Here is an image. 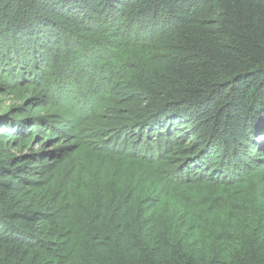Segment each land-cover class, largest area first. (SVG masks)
I'll return each instance as SVG.
<instances>
[{"label":"trees","instance_id":"trees-1","mask_svg":"<svg viewBox=\"0 0 264 264\" xmlns=\"http://www.w3.org/2000/svg\"><path fill=\"white\" fill-rule=\"evenodd\" d=\"M0 264H264V0H0Z\"/></svg>","mask_w":264,"mask_h":264}]
</instances>
